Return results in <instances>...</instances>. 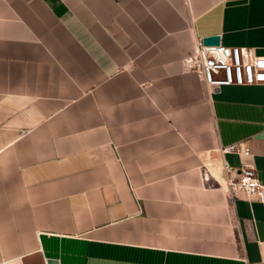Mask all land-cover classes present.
I'll return each mask as SVG.
<instances>
[{"label": "crops", "instance_id": "0c3cea01", "mask_svg": "<svg viewBox=\"0 0 264 264\" xmlns=\"http://www.w3.org/2000/svg\"><path fill=\"white\" fill-rule=\"evenodd\" d=\"M215 35L264 56V0H0V264H264L218 151L264 184V84L186 70Z\"/></svg>", "mask_w": 264, "mask_h": 264}, {"label": "built area", "instance_id": "2783aa9c", "mask_svg": "<svg viewBox=\"0 0 264 264\" xmlns=\"http://www.w3.org/2000/svg\"><path fill=\"white\" fill-rule=\"evenodd\" d=\"M202 41L203 38H198L194 54L184 61V67L195 72L208 89L264 84V56H256L246 47H227L221 43L205 46ZM218 151L227 174L225 187L230 197L242 192L248 200L260 203L264 211V184L258 180L255 169L247 165L236 171L224 161L226 154H248V150L241 144H232ZM203 179L209 180L207 172H203Z\"/></svg>", "mask_w": 264, "mask_h": 264}, {"label": "water", "instance_id": "95a60500", "mask_svg": "<svg viewBox=\"0 0 264 264\" xmlns=\"http://www.w3.org/2000/svg\"><path fill=\"white\" fill-rule=\"evenodd\" d=\"M203 45L205 46H216L220 43V38L218 35L208 36L203 38ZM47 264H58L56 260H48Z\"/></svg>", "mask_w": 264, "mask_h": 264}]
</instances>
